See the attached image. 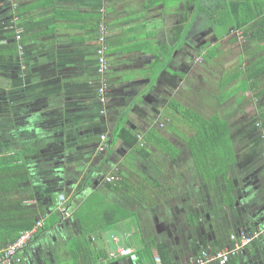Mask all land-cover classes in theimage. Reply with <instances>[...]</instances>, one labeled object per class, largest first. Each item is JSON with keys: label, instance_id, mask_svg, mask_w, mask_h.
Returning <instances> with one entry per match:
<instances>
[{"label": "crops", "instance_id": "1", "mask_svg": "<svg viewBox=\"0 0 264 264\" xmlns=\"http://www.w3.org/2000/svg\"><path fill=\"white\" fill-rule=\"evenodd\" d=\"M15 6L21 8L24 25L55 14L61 19L52 32L40 24L24 37L27 66L0 62V156L11 158L26 148L29 180L18 188L37 209L38 219L57 214L59 195L71 213L40 235L36 231L20 254V264L76 263L80 260L72 259L70 251L83 237L98 255L95 264H155L158 247L167 251L172 264H189L201 249H223L232 234L264 225V71L244 81L247 86L258 83L263 91L258 98L250 89L224 101L215 94V112L228 121L234 155L227 178L235 203L225 206L220 203V177L211 185L204 182L187 145L167 151L165 146L140 142L133 147L113 137L118 124L136 136L146 134L153 120L168 126L170 103L186 106L178 97L185 68L173 47L174 24L166 20V4L16 0ZM74 13H101L107 24L110 69L104 77L110 84V117L100 115L102 106L91 96L97 93L99 77L94 65L97 42L86 36L90 20L76 19ZM33 101L40 105L32 106ZM102 135L106 142L100 153L91 142L97 144ZM31 147L35 153L40 149L42 156H31ZM109 176L114 177L111 189L105 180ZM108 232L116 233L113 242L121 240L114 256L106 241ZM123 248H131L132 254L118 255ZM226 264H264V235Z\"/></svg>", "mask_w": 264, "mask_h": 264}, {"label": "trees", "instance_id": "2", "mask_svg": "<svg viewBox=\"0 0 264 264\" xmlns=\"http://www.w3.org/2000/svg\"><path fill=\"white\" fill-rule=\"evenodd\" d=\"M201 1L202 0H183L185 3L197 6H200ZM150 2L151 4L164 3L167 5L166 0H150ZM220 4L221 10H223L215 12V14L219 13L218 16H213V19H217L216 34L219 39L222 38L221 35L230 27L241 29L242 35L248 39L249 42L256 41L257 48L263 51L258 58L254 59L253 66L247 68L249 72H251L247 76V79L250 80L255 78L264 71V0H225L221 1ZM14 5H16V0H0V62L11 67H21L22 65L27 66L26 63L28 62L27 55L25 54L27 47L24 37L28 33L39 30L40 24L43 26L46 25L48 30L52 32L56 28L58 19H61V17L55 14L40 20L31 19L24 25L22 23L23 19L20 16L21 8H17V6L14 7ZM74 16H79L76 19L83 22L90 20L91 24L86 25L90 32L86 36L90 39H96V41L99 37L100 25L105 24L107 26L101 13L85 16L74 13ZM182 26L180 22H178V27L175 28L177 33H175L173 40L176 44H180L178 41H182L183 39L181 37H183L186 25ZM218 27L222 29L220 32L218 31ZM16 32H20L21 39L19 41L15 39ZM105 43V54L107 55V52L111 49L109 47L110 45L108 46L107 44V37ZM19 45L21 46V52L20 49H18ZM219 52L222 53L221 51ZM198 54L202 55V52ZM218 54L217 48H208L206 53L202 56L204 60L210 61L213 58L217 59L218 57H215L216 55L218 56ZM94 62H96V57L94 58ZM94 62L92 61V64ZM94 65H96V63H94ZM20 79L19 77V80ZM223 82L224 81L221 80L220 88L225 85L222 84ZM249 89L251 92L254 91L255 98L260 97L263 92L259 90L258 83L251 86H247L244 83L241 91L244 93ZM225 98L226 97L223 98V101ZM169 112L171 113V118H169L167 122L168 126H163L164 130L174 133L181 141L188 145L192 158L199 171L198 175L204 182H208L211 185V183L213 184V182H216L217 178L220 177L222 181L221 187H224V191L219 194L221 199L220 203L232 207L235 203L234 197L231 196L233 184L230 179L227 178V174L232 167L231 164L234 162V155L229 137L228 121L222 118L218 112L204 117L196 111L174 101L169 105ZM114 131H116L115 140L117 138L122 139L130 146L138 147V142L140 141L136 136V132L133 133L122 124H118ZM142 135L146 144L158 145L161 149L165 146L167 151L170 149L168 145L169 141L166 137L162 134H158L154 129H150L146 134L144 133ZM28 150V153L32 154L36 149L31 147ZM143 151L144 150H142V152ZM171 152L174 154L177 151L173 150ZM25 154L26 148L23 147L22 151L14 152L11 158L5 155L0 156V195L3 196V199H0V250L14 243L21 233L31 231L37 221L43 222L42 227L39 229L42 231L48 230L52 228L53 225L61 222L59 220L60 215L58 214V216L56 214V216L54 213L49 216L50 219L48 218V220L38 219L37 209H34L30 203L28 204L29 197L21 195L18 185L23 181L29 180L24 165V159H26ZM9 181L11 182L10 187L8 186ZM116 184L117 183H115V185ZM107 187L111 189L114 186L111 185V183H107ZM121 217L124 216L122 215ZM83 238L84 239L75 242V248L70 251L72 259H79L80 261L78 262H80V264H95L98 255L95 253V250L91 248L88 239H86V237ZM223 244L222 247L226 245L231 246L229 238ZM215 250L217 249H214V251ZM157 251L161 264H172L166 250L162 247H158ZM234 257L235 255L231 256L229 260ZM67 262V264L78 263H73L75 261H72V263L69 261ZM55 263H57V261H55Z\"/></svg>", "mask_w": 264, "mask_h": 264}, {"label": "rangeland", "instance_id": "3", "mask_svg": "<svg viewBox=\"0 0 264 264\" xmlns=\"http://www.w3.org/2000/svg\"><path fill=\"white\" fill-rule=\"evenodd\" d=\"M166 1H167V11H165V13H167L166 20H169V22L172 25L174 24L173 22H175L177 18V20H179V22L182 23L183 26H185L187 24V21L185 20L187 14L185 13L186 3L183 2V0H166ZM218 29L220 30V27H218ZM232 37L233 38L235 37V39H237L238 41L237 45L235 44L234 48L228 46L229 48L227 47L224 50H221L222 53L218 51L219 54L218 56L216 55V58L218 57L219 59L213 58L214 60L212 59L211 62L207 63L204 61H200V59L195 57L193 59V62L190 61L189 64H184L183 66V69L186 67L185 71L187 70L188 72L189 70L190 72H188L187 73L188 75L187 76L185 75L183 78L182 81L183 90L181 95L178 96L179 98L182 99L179 98L178 99L181 101L183 100L184 104L194 109L195 111L201 113L205 117L215 112L216 104L214 103L215 101L214 99H215V94L217 92H218L217 98L221 101H223L224 97H226L225 98L226 100L228 97H231L233 94L235 97L238 95V91H240L241 88L243 87L244 81L245 82L248 81V79L246 78L249 75V73H251L246 68H250L251 66H253L254 59L258 58L263 53L262 50H259L257 48V45L255 44L256 41L249 42V40L246 39L244 36L243 39H241L238 38V36H234V35L231 36L229 40ZM254 44L256 46L255 49H254ZM245 46L246 48L243 49ZM156 47L158 48L159 46ZM212 48H217V50H220V47L217 46H214ZM236 48L240 49V52L237 50L235 51ZM244 50H246L245 53H242L244 52ZM192 52H194V50H192ZM174 53L175 52L172 51L171 57L174 56ZM247 58H250L251 60L250 63L243 62ZM108 63H109V59H108ZM189 65L190 67L188 69ZM239 66H242V68H239ZM218 74L221 76L220 78ZM157 75L155 76L156 78ZM152 77H154V75ZM221 80L224 81L222 84L225 85L220 88ZM96 85L97 84H95V86ZM194 91H196L197 96H195ZM35 94L36 92L30 91V96L33 95L34 98H36ZM234 96H232V98ZM39 99H41V97ZM239 101H242V99H240ZM196 102L198 103L196 104ZM39 103L40 101L38 102L33 101L31 105L35 107L37 105H40ZM232 103H235V99H232ZM223 107H227V106H223ZM159 130L160 131L163 130V133H165L163 127L161 128L159 127ZM113 137L116 138L115 134L113 135ZM43 156H46L44 152H43ZM92 198L94 199V201H97V196H94ZM61 262L62 260L57 261L56 264H60Z\"/></svg>", "mask_w": 264, "mask_h": 264}, {"label": "flooded vegetation", "instance_id": "4", "mask_svg": "<svg viewBox=\"0 0 264 264\" xmlns=\"http://www.w3.org/2000/svg\"><path fill=\"white\" fill-rule=\"evenodd\" d=\"M221 1H225V0H202L200 2L201 3L200 6H197V5H194V4L192 5L190 3H186L185 13H187V14H186L185 20L187 21V24H186L185 30L183 32V37H182L183 39H182V42H180V44L174 43V45H173V47H175V51L180 52L181 55H182L181 56V61H182L183 66H184V64H189L190 61L193 62V59L195 57L200 59V61H204V62H207V63L211 62L212 60L206 61V60L203 59V56H202V55H204L206 53V50L208 48H212L214 46L220 47L221 50H224L228 46L234 48V44H235L234 41L236 39L233 40L232 39L233 37H232L229 40V38L231 36H233L232 31L236 32L239 29H234L232 27L228 28L227 31L221 35L222 36L221 39H219V37L216 34V28H217L216 22H217V19L216 18L213 19V16H215V17L218 16V14L217 13L215 14V12L221 11V4H220ZM178 22H179V20H177V18H176V20L174 22V25H173V30H174L173 33H174V35L177 32L175 30V28L178 27ZM181 25H182V23H181ZM221 30L222 29H220L218 31L220 32ZM239 35H242V31H240ZM239 35H238V37H239ZM205 38H207V39H205ZM245 48H246V46L243 49H245ZM192 50H194V52H192ZM199 52L200 53L202 52V55L198 54ZM179 59H180V57H179ZM189 67H190V65L188 66V69H189ZM109 69H110V65H109L108 70L106 72V76L107 77H108ZM188 72H190V71L188 70ZM188 72H187V70L185 71V75L186 76L188 75L187 74ZM109 92H110V84L107 83V87H106V97L107 98H106V102L104 104L100 103V105L102 106L101 109H100V112H101L100 115H108V117H110V115H111L110 112L108 113L109 109L106 111V108H107L106 106L108 104L107 101L109 100L108 97H109V94H110ZM91 94H92L91 96L94 98V103H96L97 102L96 101L97 100V93L95 94V92L92 91ZM194 94H195V96H197L196 91H194ZM197 103L198 102H196V104ZM186 107L189 108V109H192V108L188 107L187 105H186ZM192 110H194V109H192ZM197 113H199V112H197ZM199 114H201V113H199ZM159 127L160 128L163 127V124L152 121V124L149 125L148 128H145L144 130L149 131L150 129H154L156 132H158V134H162L169 141L168 145L170 147L171 146H175V145H179V146L180 145H182V146L187 145V144H185V142L181 141L178 138V136L175 135L174 133L169 132V131H165V130H164L165 133H163V130L160 131ZM137 136H138V140L140 141V143L146 144L144 139H143V135L142 134H139ZM94 142H96V141L93 140L91 143H93V145H97L98 146L97 147L98 148V152L102 153V151H99V148H100L101 145L105 144L106 141H103V139H102V140H100V142L98 140L97 144H95ZM185 147H188V145L185 146ZM39 152H40V149H38V153L34 152V153L31 154V156H34V157H37L39 155L42 156L41 152H40V154H39ZM42 154H43V152H42ZM30 164H31V161H30ZM37 171H38V169H37ZM35 172L36 171H34L33 173H35ZM38 172H40V170ZM56 211H57V209H56ZM58 214H59V212L57 211V215ZM59 220L61 222L64 221L61 218V216H59ZM41 231L42 230H38V232H37L38 235H40ZM29 243L30 244L32 243L31 240L29 241ZM28 244H27V246H28Z\"/></svg>", "mask_w": 264, "mask_h": 264}, {"label": "built area", "instance_id": "5", "mask_svg": "<svg viewBox=\"0 0 264 264\" xmlns=\"http://www.w3.org/2000/svg\"><path fill=\"white\" fill-rule=\"evenodd\" d=\"M11 28V27H9ZM108 33L107 26L101 24L99 28V37L97 39V47L95 51L96 56V73L99 77V83L97 85V100L104 104L106 102V87L107 81L105 79V74L108 70L109 63L107 56L105 54L106 43L105 39ZM15 39L19 41L21 39L20 32H16ZM21 52V46H18ZM21 54V53H20ZM105 136L102 135L101 139H104ZM106 182H111L114 180V177L109 176L106 179ZM66 199L63 195H59V200L57 201V211L59 212L61 218L69 219L71 213L69 208L66 206ZM43 225L42 221H37L31 231H26L20 234L17 240L0 250V264H20L21 263V252L26 248L27 244L31 240V236L38 231ZM264 235V225L253 229V230H242L238 234H232L230 240L232 241L231 246H227L220 250H210L202 249L189 264H226L230 257L236 254H239L250 246L255 240L261 238ZM116 253L112 252L111 256H114ZM132 254L131 248H123L118 251V255L129 256ZM155 264H161L159 258H155Z\"/></svg>", "mask_w": 264, "mask_h": 264}, {"label": "water", "instance_id": "6", "mask_svg": "<svg viewBox=\"0 0 264 264\" xmlns=\"http://www.w3.org/2000/svg\"><path fill=\"white\" fill-rule=\"evenodd\" d=\"M116 233L114 232H108L106 233V241L109 245V251L110 252H115L118 247H120L122 244H121V240H119L118 243H115L113 242V238L115 237ZM93 237L96 238V234H93Z\"/></svg>", "mask_w": 264, "mask_h": 264}]
</instances>
